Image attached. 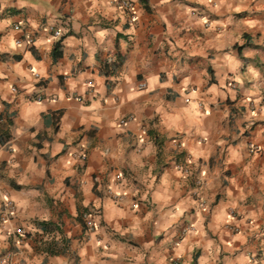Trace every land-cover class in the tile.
<instances>
[{
    "label": "clouds",
    "instance_id": "clouds-1",
    "mask_svg": "<svg viewBox=\"0 0 264 264\" xmlns=\"http://www.w3.org/2000/svg\"><path fill=\"white\" fill-rule=\"evenodd\" d=\"M0 264H264V0H0Z\"/></svg>",
    "mask_w": 264,
    "mask_h": 264
}]
</instances>
